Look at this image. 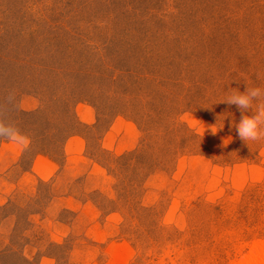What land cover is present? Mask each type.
I'll return each mask as SVG.
<instances>
[{
    "label": "rangeland",
    "instance_id": "374dc122",
    "mask_svg": "<svg viewBox=\"0 0 264 264\" xmlns=\"http://www.w3.org/2000/svg\"><path fill=\"white\" fill-rule=\"evenodd\" d=\"M245 83L264 0H0V117L30 138L0 139V264L264 259V140L216 103Z\"/></svg>",
    "mask_w": 264,
    "mask_h": 264
},
{
    "label": "clouds",
    "instance_id": "9594fccd",
    "mask_svg": "<svg viewBox=\"0 0 264 264\" xmlns=\"http://www.w3.org/2000/svg\"><path fill=\"white\" fill-rule=\"evenodd\" d=\"M227 98L216 103H226L229 106H236L241 112V118L235 124L239 139L249 146V142L264 140V89L260 87H249L245 83V90L241 92L235 88ZM250 112V115H245ZM221 128L223 127L220 126ZM212 133L217 129L211 128ZM0 139H6L20 148H27L30 145V138L23 134L15 125L0 117Z\"/></svg>",
    "mask_w": 264,
    "mask_h": 264
},
{
    "label": "trees",
    "instance_id": "16d2710c",
    "mask_svg": "<svg viewBox=\"0 0 264 264\" xmlns=\"http://www.w3.org/2000/svg\"><path fill=\"white\" fill-rule=\"evenodd\" d=\"M71 105L69 104V102L64 103V107H65V114L66 117L68 118L70 116V120L68 122V124H66L63 128L65 129V133L64 135H58L55 137L54 140H49V142H43L42 140H37V138L35 136L32 135V133L30 134L31 138H32V145H35L36 147L40 148L39 151H42L44 153L47 154H57L58 151L61 149V145L63 143V141L73 132V128L72 126H74L75 123V119L74 117L71 118V116L73 115L72 109L70 107ZM22 113V117L23 116H30V111H21ZM75 120V121H74ZM77 123V122H76ZM15 126L20 130L22 129L23 125L21 124H15ZM43 145L44 147H39V145Z\"/></svg>",
    "mask_w": 264,
    "mask_h": 264
},
{
    "label": "bare ground",
    "instance_id": "6f19581e",
    "mask_svg": "<svg viewBox=\"0 0 264 264\" xmlns=\"http://www.w3.org/2000/svg\"><path fill=\"white\" fill-rule=\"evenodd\" d=\"M256 254H257V252H256ZM255 264H264V259H262L261 261L260 260L256 261Z\"/></svg>",
    "mask_w": 264,
    "mask_h": 264
}]
</instances>
